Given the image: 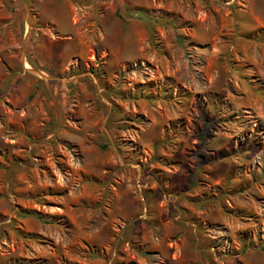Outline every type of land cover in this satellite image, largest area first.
I'll list each match as a JSON object with an SVG mask.
<instances>
[{
    "label": "rangeland",
    "instance_id": "374dc122",
    "mask_svg": "<svg viewBox=\"0 0 264 264\" xmlns=\"http://www.w3.org/2000/svg\"><path fill=\"white\" fill-rule=\"evenodd\" d=\"M0 264H264V0H0Z\"/></svg>",
    "mask_w": 264,
    "mask_h": 264
}]
</instances>
